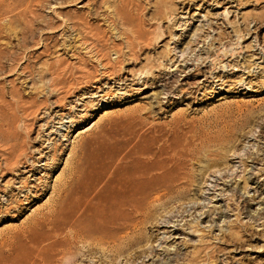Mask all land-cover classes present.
Returning a JSON list of instances; mask_svg holds the SVG:
<instances>
[{"label":"rangeland","instance_id":"1","mask_svg":"<svg viewBox=\"0 0 264 264\" xmlns=\"http://www.w3.org/2000/svg\"><path fill=\"white\" fill-rule=\"evenodd\" d=\"M263 154L264 0H0V264H264ZM174 155L191 191L89 252Z\"/></svg>","mask_w":264,"mask_h":264},{"label":"bare ground","instance_id":"2","mask_svg":"<svg viewBox=\"0 0 264 264\" xmlns=\"http://www.w3.org/2000/svg\"><path fill=\"white\" fill-rule=\"evenodd\" d=\"M180 153V152H179ZM177 155V154H176ZM258 156V155H257ZM255 156V158L257 157ZM264 156V154H263ZM193 157V156H192ZM180 158V155L178 157V159ZM184 159V158H183ZM264 159V158H263ZM255 160V159H254ZM256 160H258L256 158ZM262 160V159H261ZM177 159L174 156H170L169 158H167V162L165 164H167V168L164 169L162 171V174L166 175L167 179H159L160 183L157 185L156 188V192L153 195H144L142 196L139 200H137L133 205L128 204L129 206L126 207H131V210H129V212L131 214H135L136 215V219H137V223L134 226V230L132 232H124L123 234L122 231L126 230L129 226L125 225V224H114V226L112 227V231L113 234L109 235L107 238H105V241L103 240H98L96 241V243H88L86 246H84L85 248H87V250L89 252H94V250L96 249L97 246H99L100 244L104 243L105 244V250L101 251V254H103L106 257H110L111 260L115 259L117 257L120 256H124L126 253H128L131 249L137 247L138 245H140L145 238L143 237V233L140 231L135 230L137 227H139L140 224L144 225L143 223L145 222V220L148 219V214L150 211L146 210L150 207V209L153 208L154 204L161 202L163 199L165 198H169L170 200H173V195L176 194L177 197H181L184 194L188 193L191 191V187L193 186V183L195 181V177L196 174L193 173L192 171H185L186 169H184V171H177L176 167H178L177 164ZM182 161V160H181ZM254 162V161H253ZM180 163V162H179ZM182 164V163H181ZM187 165V164H186ZM158 167V166H157ZM185 167V166H184ZM182 168V166H181ZM188 169V168H187ZM190 169V168H189ZM191 170H193L191 168ZM144 171H140L139 169L135 170L133 173L135 174H139L141 175ZM134 175V174H133ZM131 176V175H130ZM140 178V176L135 177L134 179H108L107 180V184L108 187H111V190L115 193V195L113 196V198L117 199L119 197H126L125 195H130L132 194V190L134 189V184L137 183V181L141 180V179H137ZM242 179H249V178H245V176ZM154 180V179H153ZM157 180V179H156ZM143 182V181H142ZM140 185V184H137ZM107 186V185H106ZM136 186V185H135ZM249 183L247 180H245V189H249ZM115 187V188H114ZM137 188V187H136ZM134 191V190H133ZM141 191V190H140ZM132 192V193H131ZM248 192V191H247ZM138 196V195H136ZM135 197V196H134ZM128 198V197H127ZM132 198V197H130ZM122 201H124L123 199H121ZM128 200V199H127ZM132 201V199H130ZM112 202V201H111ZM116 203V202H114ZM118 203V202H117ZM126 203V202H125ZM124 203V205H126ZM144 203H147V205H149V207L147 208L146 205V209L144 210ZM112 204V203H111ZM120 204V203H119ZM116 205V204H115ZM118 205V204H117ZM120 206V205H119ZM117 206V207H119ZM112 207V206H111ZM123 207V206H122ZM114 208V207H112ZM120 208V207H119ZM110 209V208H109ZM142 209V210H141ZM108 210V209H107ZM106 210V211H107ZM115 210V209H114ZM117 210V209H116ZM109 211V210H108ZM112 211V210H111ZM123 211V210H122ZM110 212V211H109ZM115 212V211H114ZM155 212V210H154ZM111 213V212H110ZM106 214V213H105ZM109 214V213H107ZM121 214V213H120ZM130 214V215H131ZM116 215V214H115ZM124 215V214H123ZM203 215V214H201ZM125 216V215H124ZM128 217V215H126ZM125 216V217H126ZM106 217V216H105ZM114 217V216H113ZM116 217V216H115ZM123 217V216H121ZM112 219V217H110ZM119 218V216H118ZM135 218V216H134ZM115 219V218H113ZM133 219V220H136ZM108 220V219H107ZM130 220V219H129ZM121 221V220H120ZM126 221V219H125ZM118 222V221H115ZM124 222V221H123ZM109 223V222H108ZM77 224V223H76ZM112 224V223H111ZM78 225V224H77ZM179 225V223L177 224ZM190 225V224H189ZM133 227V226H132ZM189 227V226H188ZM191 227V226H190ZM199 227L198 225H196L195 227H191L193 228V232H198L199 231ZM142 228V226H141ZM129 229V228H128ZM139 229V228H138ZM85 230V229H84ZM142 231V230H141ZM108 232V231H107ZM101 233V232H100ZM96 235V234H95ZM72 236V240L67 241V239H64L62 241H56L53 242L49 245V247H54L55 245H57L60 242H69V245L67 248L68 250H70L72 248V245L75 244V242H81L83 241V235H82V231L76 230L74 231V235ZM145 236V235H144ZM68 238V237H67ZM83 239V240H82ZM96 239V238H95ZM94 239V240H95ZM79 240V241H77ZM87 241V240H86ZM93 241V240H92ZM13 243V242H12ZM12 243H8V242H3L1 243V247L0 249L2 250V248H4V245H7L9 248L8 250L10 252H12L15 248L12 247ZM82 243V242H81ZM78 244V243H77ZM103 247V246H102ZM77 248V247H76ZM66 249V251H67ZM0 250V252H2ZM7 250V251H8ZM31 252V250H29ZM8 252V253H10ZM42 252V250H41ZM62 252V250H61ZM29 255V252L27 254V256ZM62 255V254H61ZM6 257H8L7 259H11L12 258V253L10 254H5ZM66 256V255H65ZM109 258V259H110ZM43 260V259H42ZM35 263V262H33Z\"/></svg>","mask_w":264,"mask_h":264}]
</instances>
